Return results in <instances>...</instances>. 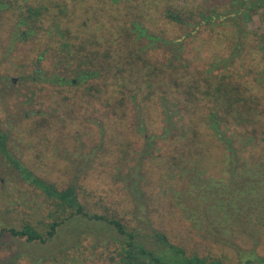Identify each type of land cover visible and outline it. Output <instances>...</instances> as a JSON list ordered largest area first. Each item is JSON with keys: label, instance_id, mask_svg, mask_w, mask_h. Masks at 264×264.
Returning a JSON list of instances; mask_svg holds the SVG:
<instances>
[{"label": "trees", "instance_id": "1", "mask_svg": "<svg viewBox=\"0 0 264 264\" xmlns=\"http://www.w3.org/2000/svg\"><path fill=\"white\" fill-rule=\"evenodd\" d=\"M213 2L200 0L194 8L181 2L164 10L165 20L186 31L179 38L157 35L132 20L119 31L102 30L97 50H92L91 35L82 38L76 54L64 44L60 62L71 66L78 61L70 70L73 77L53 74L49 80L83 87L88 103L98 100V149L108 146L109 128L135 111L134 134L143 137L144 145L128 151L119 140L124 142L121 155L102 160L127 206L119 214L98 201V213L92 212L80 202L75 182L58 190L38 178L19 166L8 150L9 134L0 126V156L14 163L22 180L62 215L52 218L45 232L27 223L0 230V238L7 232L46 246L68 231V221L79 218L89 226L70 230L78 236L72 241L74 249L91 235L92 250L98 247L111 264H222L187 256L185 248L171 240L176 226L160 218L177 216L188 223L189 232L238 255L250 253L248 263L264 264L255 248L245 250L236 243L264 232V19L259 17L264 16V0ZM17 3L0 0V14L15 12L20 40L34 38L49 21L46 17L51 24L56 21L57 28L61 23L45 14L44 6ZM203 32L227 43L225 56L196 48L194 42ZM41 60L42 55L38 63ZM147 104L159 110L157 133L147 131ZM38 127L49 131V122L43 117Z\"/></svg>", "mask_w": 264, "mask_h": 264}, {"label": "rangeland", "instance_id": "2", "mask_svg": "<svg viewBox=\"0 0 264 264\" xmlns=\"http://www.w3.org/2000/svg\"><path fill=\"white\" fill-rule=\"evenodd\" d=\"M17 1V6L21 7L25 4L44 6V13L55 16L61 23L57 28L55 24L58 23L51 24V17H46L49 21L43 22L37 35L23 41L16 36L17 31L22 30L15 27V12L0 14V126L9 134L8 150L19 166L29 169L58 190L75 182L80 202L92 212L98 213V201H101L121 214L125 212L127 198L123 197L121 187L108 177L111 168L107 169L102 160L121 155L124 142L128 151L132 146L144 145L143 137L134 134L135 111L128 112L125 121H117L109 128L108 146L98 149V116L102 113L101 109L98 111V100L88 103V93L83 87L61 86L49 79L53 74L67 79L73 77L70 70L78 61L72 62L71 66L60 62V53L61 57L65 56L64 44L70 54H76L82 38L91 35L94 36L92 50H97L102 30L119 31L121 27H128L132 20H138L151 32L165 38L182 37L186 31L165 20L164 10L181 2L194 8L200 0ZM216 1L213 3L223 0ZM259 17L264 19L262 15ZM215 38L216 34L203 32L194 45L198 49L208 48L212 55L218 52L225 56L227 43L221 41L222 38L220 41ZM40 55L42 60L38 63ZM147 106L146 112L151 118L147 127L151 128L147 131L157 133L161 127L159 110L157 106ZM43 117L49 122V131L38 127ZM15 169L14 163L0 156V230L20 229L29 223L45 232L52 218H62V215L53 211L55 207L51 201L24 182ZM160 220L176 226L171 240L180 243L187 256L191 254L206 262L217 260L222 264H257L247 262L250 253L238 255L209 238L189 232L188 223L181 217L163 216ZM87 226L89 223H81L79 218L68 221V231H61L46 246L27 243L24 238H12L4 232L0 238V264H37L40 257L45 258L41 264H111L105 258L106 253L98 251V247L92 250L95 239L91 235H87L81 247L74 249L72 241L78 236L70 230L84 231ZM252 238L236 243L245 250L255 248V256L264 258V232Z\"/></svg>", "mask_w": 264, "mask_h": 264}]
</instances>
